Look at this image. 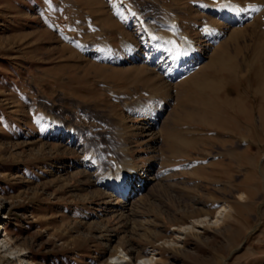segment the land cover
<instances>
[{
    "label": "rangeland",
    "instance_id": "rangeland-1",
    "mask_svg": "<svg viewBox=\"0 0 264 264\" xmlns=\"http://www.w3.org/2000/svg\"><path fill=\"white\" fill-rule=\"evenodd\" d=\"M123 258L264 264V0H0V264Z\"/></svg>",
    "mask_w": 264,
    "mask_h": 264
},
{
    "label": "bare ground",
    "instance_id": "bare-ground-1",
    "mask_svg": "<svg viewBox=\"0 0 264 264\" xmlns=\"http://www.w3.org/2000/svg\"><path fill=\"white\" fill-rule=\"evenodd\" d=\"M224 8H226V7L224 6ZM234 8H237V9H235L233 12H232L233 9L231 11L228 10L229 13L224 12L226 14L225 19L227 20V22L229 24H235L237 22H241L243 19H245V17L249 16V14H251L253 12L255 13L257 11V9H255V10L250 11L249 14L248 13L246 14V13H244L245 11L244 12L242 11V9H240V8L238 9V7H234ZM223 11H225V10H222L221 12H223ZM212 12H214V11H212ZM221 12L218 11L216 13L221 14ZM258 13L259 12H257V14ZM210 34H208V35H210ZM157 35H158V33H157ZM169 35H170V37L166 36V40L168 41V44L170 45V47H172V50L164 51V50H162V49H165L164 47L163 48L157 47L154 55L156 56L157 60L159 59V56H161L162 57L161 61L164 62V65L168 66L172 69L171 73L168 76H169V78H173L180 72L179 66H181L183 64L185 65L186 63L189 65L190 62L193 63V61L198 56V53L194 49V46L192 45L189 38L179 37V39H178L176 37V35L175 36L173 35L172 32L169 33ZM152 116H154V115L152 114ZM52 132H53V136H55L56 134H54V131H52ZM63 134H64L63 138H67V136H66L67 133H63ZM72 134H74V133H72ZM67 135L71 136V138H70L71 140H72V138L74 139V137H72V135H70V134H67ZM136 176H137L136 169H134L131 166L129 159H125L120 164V167L117 168V170L114 173L105 174V176L100 180V185H101V187H103L104 190L112 191L114 194L121 196V198L124 200L126 197H130V195L133 193L134 190L132 189V185L135 181ZM130 263H128L124 258L123 259H112V262H111V264H130ZM140 264H148V262H143Z\"/></svg>",
    "mask_w": 264,
    "mask_h": 264
}]
</instances>
